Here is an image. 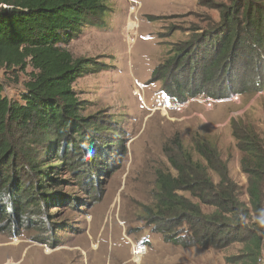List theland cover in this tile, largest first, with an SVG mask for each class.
<instances>
[{"label":"rangeland","instance_id":"obj_1","mask_svg":"<svg viewBox=\"0 0 264 264\" xmlns=\"http://www.w3.org/2000/svg\"><path fill=\"white\" fill-rule=\"evenodd\" d=\"M132 1L137 2L134 12ZM222 5L229 6L230 0H110L102 28H84L69 44L58 45L74 60L87 58L98 63V71L79 79L73 89L83 103V116L103 118L112 129L103 134L106 142L112 145L124 140L127 155L121 157L112 149L113 166L87 183L84 175H59L66 182L50 191L60 199L59 204L45 206L36 215L18 216L15 231L1 218L14 212L10 202L1 198L0 264L264 263V255L253 263L239 242L223 249L166 243L152 211L158 172L177 174L169 162L167 145L176 148L173 143L178 141L195 161L205 164L195 151L196 141L202 140L217 149L232 189L246 209L251 208L246 171L251 156L244 143H252L264 161V81L255 94L215 100L211 108L205 102L208 98L199 96L177 111L174 100L161 92L163 80L153 77L177 46L219 23ZM32 72L30 67L25 71L0 69L4 96L20 100ZM248 77L246 73L252 89L257 80ZM209 174L219 182L215 172ZM180 195L200 204L187 192ZM201 207L206 213L214 211L204 204ZM256 221L254 217L246 225L255 228ZM50 222L62 228L55 232ZM185 232L186 227L181 226L174 233ZM139 245L147 248L141 257L133 254Z\"/></svg>","mask_w":264,"mask_h":264},{"label":"trees","instance_id":"obj_2","mask_svg":"<svg viewBox=\"0 0 264 264\" xmlns=\"http://www.w3.org/2000/svg\"><path fill=\"white\" fill-rule=\"evenodd\" d=\"M109 1L0 0V69L33 70L18 101L4 96L0 83V199L9 201L14 211L13 216L1 218L13 231L23 213L36 215L45 206L59 204L57 195L50 193L66 182L59 175H84L87 183L113 166L112 149L121 157L127 155L124 140L112 145L106 142L103 134L112 129L103 118L83 116V103L73 89L79 79L98 71V63L87 58L74 60L58 47L78 38L84 28H102ZM219 10L218 24L177 46L153 72L154 79L163 80L162 94L176 104L199 96L222 100L252 95L264 81V0H230L229 6ZM246 73L251 81L257 80L252 89ZM173 145L177 149L166 148L177 174L158 172L152 209L164 241L183 248L216 249L239 242L244 244L246 256L257 263L264 255L261 152L252 143H244L251 156V166L246 168L250 177L248 211L232 189L216 148L205 140L196 141L195 151L203 164L178 141ZM209 171L218 175V183ZM180 192L191 194L200 204ZM201 204L214 211L204 212ZM3 208L0 203V214ZM254 217L255 228H250L246 223ZM49 224L55 232L62 228L58 223ZM181 226L186 232L174 233Z\"/></svg>","mask_w":264,"mask_h":264},{"label":"built area","instance_id":"obj_3","mask_svg":"<svg viewBox=\"0 0 264 264\" xmlns=\"http://www.w3.org/2000/svg\"><path fill=\"white\" fill-rule=\"evenodd\" d=\"M132 3L134 4V6H132L133 12H134V10L137 9L136 8L137 7V2L136 1H134V2L132 1ZM233 99L237 100L238 97L234 96ZM205 102H206L207 107L211 108L215 101L212 100V99H206ZM182 106H183L182 104H177V105L174 106V108L177 111H180L183 108ZM146 251H147V248H146L145 245H139V246L133 248V254H134V256H137V257L143 256Z\"/></svg>","mask_w":264,"mask_h":264},{"label":"bare ground","instance_id":"obj_4","mask_svg":"<svg viewBox=\"0 0 264 264\" xmlns=\"http://www.w3.org/2000/svg\"><path fill=\"white\" fill-rule=\"evenodd\" d=\"M128 25H129V24H128ZM130 26L133 27V26H135V25L131 23ZM131 27H130V28H131ZM136 259H137V258H136ZM133 260H134V259H133ZM138 261H139V260H138Z\"/></svg>","mask_w":264,"mask_h":264},{"label":"clouds","instance_id":"obj_5","mask_svg":"<svg viewBox=\"0 0 264 264\" xmlns=\"http://www.w3.org/2000/svg\"><path fill=\"white\" fill-rule=\"evenodd\" d=\"M233 97H234V96H233ZM233 97H232V98H233ZM214 101H215V100H214Z\"/></svg>","mask_w":264,"mask_h":264}]
</instances>
